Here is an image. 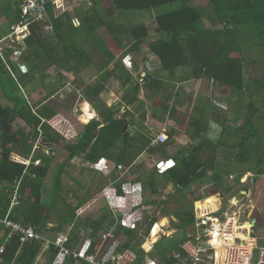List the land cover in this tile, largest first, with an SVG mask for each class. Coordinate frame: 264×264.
<instances>
[{"label": "trees", "instance_id": "trees-1", "mask_svg": "<svg viewBox=\"0 0 264 264\" xmlns=\"http://www.w3.org/2000/svg\"><path fill=\"white\" fill-rule=\"evenodd\" d=\"M18 1H16L18 9L16 19L19 23L23 19V10ZM195 1L111 0L113 7H110V14L115 10H119V15L129 12H153L156 14L155 26L157 25V28L148 25L147 22L134 25L113 22L100 31L97 27L92 29H87L85 25V29L77 27L71 14H57L55 12L56 3L53 0L48 1L46 25H51L53 31L46 32L45 24H37L30 28V34L24 43L25 50L22 49L19 58L20 64L24 65L26 71L22 74L18 70L16 61H11L12 50H5L4 55H0L1 92L5 99L13 105L12 108L3 107L0 103V154L2 155L0 161V220L6 217L10 197L21 180L22 196L26 197L30 191L31 197L23 199L22 203L12 212L11 218L21 221L25 226L37 228L45 239L52 241L59 233L70 227L72 228L71 246L73 249L80 240L83 241L84 236L94 239L97 245L100 241V234L116 226L117 236L123 241L124 248L138 252L139 262L142 264L146 255L142 248L145 239L143 240L136 230L125 227L122 214L116 216L114 206L117 207V205L105 206L101 216H97L93 213L94 209H90L85 215L78 217L77 211L88 205L86 201H82L75 208L68 205L64 197L63 176L69 175L66 166L77 158H83L95 166L100 161H111L113 164L107 162V169L101 171L108 174L109 183L114 187L119 176L128 174V168H133L148 148L157 154L164 152L165 147L153 148L146 133L141 134L139 131L132 134L128 120L130 113L121 115L122 104L105 110L103 121L93 120L80 130V137L75 144L61 143L60 137L42 123L44 119L56 115L54 109L45 105L48 97H51V94H44L46 93L44 84L48 79L46 71L53 67L60 69L58 71L63 74L64 70L80 72L93 63L97 68H103V63L99 65L94 62V56H91L88 51V49L91 50L92 43L98 46V50L103 51L106 63L111 65L115 61L113 59L115 49L117 51L122 49V40L125 38L131 45L123 56L141 51L142 47H148L141 66L148 73L142 76L139 72V78L143 83L138 82L134 79V75L138 76V74L128 71L121 60H116V65L110 69V72L122 83V86L130 88L127 96L123 97V101L129 106L140 103L142 88H146L154 95H166L169 103H174V105L171 107L166 104L155 106L157 114H154V119H157L160 113L169 112L173 123L178 126L176 128L181 131L182 128L187 129L195 143L188 151L178 152L172 158L173 166L167 172L161 173L158 168L153 169L146 173L141 181L147 185L149 182L162 179L165 184L169 182L174 184L176 195L182 194L184 190L189 192V197H178L184 207H181L179 224L176 227L185 232L193 228L196 222L193 207L198 196H195L194 188L198 184L211 183V179L216 178V173L229 176L231 170L226 165L215 162L213 158L214 152L219 147L229 144L222 140L215 144L206 138L209 122L215 118L210 101L203 99L205 96H201V99L198 97L193 113L187 118V114H184L186 106L183 100H180L181 96L178 91L175 90L176 85L179 82L191 80L204 81L208 87L216 85L219 94L216 96L217 103L214 107L218 108L226 104L223 101V97H226L228 105L234 111V117L231 120L228 117L224 118L233 124L242 121V112L247 109H250L253 118L255 112L251 111L256 110L254 109L255 103L264 105V68L261 67L259 71H254L251 74V76L254 75L253 78L247 74L246 70V64L251 66L253 63V60L252 62L248 60V55L252 51L259 49L264 54V0H206L205 4L200 5L195 4ZM81 7L78 6L76 10ZM81 18L86 19L84 23L87 26L90 25L91 18L87 13L81 14ZM208 23L210 27L207 26ZM102 33L111 38L108 41L103 40ZM150 38L152 42L148 44ZM54 41L55 44L52 45ZM149 56L157 59L160 68L157 69L158 66H156L153 71H149L144 66L146 62H149ZM138 64V61H134L135 68ZM165 72L168 73V80L163 76ZM12 73L19 77H14ZM43 89H45L43 93L45 99L33 104V95L35 94L37 100V96L41 95L39 92ZM101 93L102 86L100 85L87 87V97L88 95L97 96L98 99ZM99 104L103 105L101 102ZM191 105L192 103H189L187 108L189 109ZM180 109L182 112L179 111ZM220 118L223 117L220 116ZM18 119L22 120L23 127L17 126ZM247 121L250 123L249 120ZM238 132L240 133V129ZM40 138H43V143L49 141L47 139L49 138L59 140L60 144L57 147L67 146L52 182L53 190L48 187V182L52 181L48 178V173L56 149L51 151L52 156L37 153L35 158H40L43 162V165L38 167L32 166L26 169L25 166L10 160L12 152L29 156L34 148L33 144ZM255 147L259 153L255 149L258 156L252 172L257 179L264 174V143L259 147L256 144ZM208 148L215 150L211 157L206 159ZM219 175L218 178H220ZM215 188L219 189V187ZM116 190L119 195H124L121 183L118 187L116 185ZM243 190L246 191V189ZM151 203L154 205L157 202L150 200V206ZM55 215L59 219V224L54 228L47 227L49 220L54 219ZM157 220L154 217L150 222L148 235ZM1 233L3 235L0 236V248L5 245L6 250L0 255L2 259L0 264H35L37 262L42 252V242L33 240L21 244L18 236L8 238L9 231L5 230L4 224L0 221V235ZM139 238L141 242L135 244V240ZM180 244L179 241L169 244L163 242L157 248L159 259L158 257L156 259L161 264H178L173 253L179 250ZM56 254L55 246H49L44 253V258L47 259L46 264H52ZM155 256L153 252L151 257L155 258Z\"/></svg>", "mask_w": 264, "mask_h": 264}, {"label": "rangeland", "instance_id": "rangeland-1", "mask_svg": "<svg viewBox=\"0 0 264 264\" xmlns=\"http://www.w3.org/2000/svg\"><path fill=\"white\" fill-rule=\"evenodd\" d=\"M65 1H66L67 6H73L74 4L76 5L78 1L84 3L85 9H86L84 10V12H88L87 14L91 18V20H89L90 25L86 26L87 29H92L93 27L94 28L95 27L104 28L106 25L113 23V21L115 20H118L119 19L118 16H120V18L125 19L124 21V23H126L125 25L127 24L134 25L136 23H146V22L150 26H155L156 24L155 22L156 14H154L153 12L151 13L150 12L148 13L129 12L127 14L119 15V10H115V12L110 14V7L111 6L113 7V3L111 2V0H107V1L106 0H98V1L65 0ZM205 3H206V0H196L195 1V4L197 5L205 4ZM207 26L210 27L211 25L208 23ZM102 28L100 30H102ZM155 28H157V25L155 26ZM101 38L105 41H108L111 38V36H108L107 34L102 33ZM153 39L155 40L156 38L154 37ZM150 42H152V38L148 40V44ZM130 45H131L130 42H128V40L124 38V40H122V45H121L123 47H121L122 49L121 50L119 49L117 52L120 54L125 49L128 50L130 48ZM146 48L148 47L147 46L142 47L141 51H136V52L131 53L134 58V61H138L139 63L138 65H136V72H135L136 74L140 72L141 66L144 63V60H145L144 56H145V53H147ZM98 49H99L98 46L92 43L91 50L88 49V51L90 52L91 56H94V61L100 64L103 62L105 55L103 54V51L98 50ZM148 59H150L149 62H146L144 65L146 68H154L156 66H158L157 69L160 68V63H158L157 59L151 56H149ZM248 60L249 62H252L253 60V63L251 66L246 64L247 65L246 70L248 72L247 74L251 78H253L254 75L251 76V74L254 71L256 70L259 71L261 67L264 68V54L259 49L254 50L248 55ZM115 65H116V60L113 61V63H111V65L108 67L109 71ZM93 72H96V71H93ZM93 72L92 71L85 72L86 75H84V79L86 81V84L95 83L97 81L98 75L95 76ZM163 76H165V78L168 80V73H164ZM79 78L80 77L73 78V82L71 79H69L68 81L69 85L71 87H74L73 84L75 85V83L76 85H81V86L82 84H84L82 86L83 88L82 90H83V93L85 92L86 94L85 93L84 94L87 95V87L85 86V82L84 81H83L84 83L79 82L80 81ZM134 79L138 80V82L140 81L143 83L141 78H135L134 76ZM102 82H104L103 87L109 88L110 90L106 92L104 95V99L107 100V104L111 106L119 104L120 100L123 99L128 89L123 88L119 82L114 80V76L111 74L108 75L105 73L104 75H102ZM176 86L177 87L175 88V90L176 92L178 91L179 95L181 96L180 100L181 101L183 100V103L186 106L184 108V114H187L186 115L187 118H189L191 114L193 113V110H194L193 107L197 103L198 97L199 99H201V96H205L203 97V99H208V101H210V104L213 106L212 114L213 115L215 114L216 123L218 124L222 123L220 116L228 117L230 118L229 120H231L234 117L233 116L234 111H232L231 109H229V112L222 111L223 112L222 113L221 111L218 110L219 108L214 107V104L217 103L216 96L219 94V89L217 88L216 85H212V86L210 85L208 87L204 81L197 82L196 80H191L187 82H179ZM205 87L208 90H205L206 89ZM70 90L72 89L69 88L68 91ZM0 99L3 100L4 104H8V105L10 104L9 102L5 100V97L2 95L1 88H0ZM43 100H44V96L43 94H41V95H38L37 100H33L32 103L36 104L37 102L39 101L42 102ZM88 100H91L94 104H96L94 108L97 107V100H98L97 96L88 95ZM223 101L224 103L228 102V100L226 101V97H223ZM140 102L141 104L138 103L136 104V106H138V108H141L143 110L142 116H145L147 113H149V116L151 117L150 120L153 118L155 113L157 114L155 110V106H161L162 104L163 105L166 104L171 107L174 105V103L172 104L169 103L170 101L167 100L166 95L159 94L157 95V99H156V94L155 95L151 94L149 90H147L146 88H142L140 91ZM189 103H192V105L188 109L187 107ZM262 104L263 103H255L257 107L254 106V109L256 110L251 111L252 113L255 112L254 113L255 116L253 118L250 113V109L243 111L242 121H240V123H237L234 127L230 125L231 121L229 122L228 120H226L228 121L227 123L228 125L227 124L223 125V127L228 126V131L226 135H221V137L223 139L224 138L227 139L229 137L226 140V142L229 145L219 147L214 152V154H213V151L215 149L208 148L206 159L210 158L212 154L215 155L213 157L214 161L215 162L217 161V163L226 165L227 168L233 172V174H231L228 177L227 175H223V174L219 175L216 173V178L214 179L212 178L211 183L206 182L205 185L204 184L196 185V187L194 188V191L196 192L195 196H197L198 194H202L203 197H206L209 194L215 193L214 195H216L217 193L220 192L217 195L224 196V194H226L229 198H231L229 196V193L235 192L233 193L235 198H244V199L248 198V200H250L248 201V204L250 202H254L255 205L249 204L247 207L254 206L256 208L257 213L261 212L262 215H264V174L261 175L257 179L254 174H252V176H250L249 178H248V174L247 176L244 175L247 172V170H251L253 167H255L256 160L253 159L249 163L244 162V160L248 158L249 154L241 146L242 144L244 145V144H249V143H253V144L255 143V145L257 144V146L259 147L260 144L262 145L264 143V105ZM136 106H133V107L136 108ZM170 107L169 109L171 110ZM98 109L102 113L106 110L105 107H98ZM179 111L182 112V109H180ZM224 113H227V114H224ZM165 114L163 113L158 114L160 121L164 119L169 120L167 114L166 115ZM179 119L181 120V118ZM247 120H249L250 123ZM135 122L140 124L141 126L142 125H145L146 127L152 126L151 128L153 132L156 134V136L160 134L161 129H159V127L154 126L152 124V122H155V121L149 122V124L147 125V122L145 123V121L141 120L140 117L139 118L136 117ZM22 124L23 122L17 123V126L23 127ZM173 127L174 128L176 127L175 124H173ZM232 128H233V131L231 130ZM182 129L184 130L185 128H182ZM238 129H240V133L238 132ZM237 133H239L240 135ZM179 134L180 136L182 135L181 130ZM247 139H250V140H247ZM170 145H172V147L175 148L173 150H176V151L177 149L181 147V145L174 139H172V141L170 142ZM66 147L67 146L64 145V146L58 147V149L54 151V155H53L54 159L52 162L51 169H49V173H48V178L52 180L51 182H49L51 183L52 190H53L52 182L54 180L57 170L60 167L62 156L64 152L66 151ZM255 149L257 151V147H255ZM176 153L177 152L174 151V153L172 154L175 155ZM163 155H167V156H161V158L168 157V153L164 152ZM240 158H244V160L242 162L238 161ZM141 162L142 163L135 164V167H133L131 171L128 170V174L120 175L117 181L115 182L117 185L121 183V187L124 192V195H119L117 193L116 185H114V187H110L107 190V194L108 196H110V198H116V195H117V196H121V198L127 201L128 199L131 200L130 203L132 204H128V203L126 204L123 201H120L119 203L116 204L118 208L114 206L116 210V216H118L120 213L122 214L125 227L136 230V232L139 233L140 237L143 240L145 239V242L143 243V245L148 243L151 239V236H150L151 234L149 235L147 234L151 220L155 217L158 219L157 221L160 222L162 217L167 218L168 221L166 224V229L168 230L166 231V233L162 235H160V233L158 234V238H156L155 249L153 251L156 255L155 258L156 257L159 258L158 253H157L158 252L157 248L160 245H162L163 242L166 244L177 242L179 240V237H181L180 233L178 234L173 233V229H174L173 225L175 226V223L178 222L179 215H180L179 212L182 211L181 207H184V204L180 202L179 199L178 200L176 199L181 196L189 197L190 194H188L186 191V193H183V194L179 193V195H174V197H169L165 200L164 197L166 196L167 193L164 190H167V185L163 182L162 179H158L157 181L160 183V185H162L163 188L162 189L160 188L161 192H157V194L155 195L154 185H152L151 182L145 185L141 181V179L145 177L146 173L150 172L152 169L158 168L159 161L157 162L156 158L149 156L148 158L142 160ZM165 166L166 164L163 165V169L165 168ZM101 170L102 169H100V167H98L97 165L95 166L94 164L90 162H87L83 158H77L66 166V171L68 172L69 175L63 176L64 188H65L64 197L66 198L71 208L77 207L78 204L82 200H86V202H88L86 205L91 206V209H94L93 213L97 214V216H101L103 214V210L105 209L104 208L105 201L106 200L108 201V205L112 204L109 202V200L106 197H104V194L101 195V192H100V189L104 187V185H106L107 182H109L108 177L105 176V174L103 173L104 171H101ZM218 175L220 178H218ZM134 183H142L144 187L136 189ZM242 183H245V184L242 185ZM215 187H219L218 189L219 191L217 193L216 191L213 190ZM229 187H232V188L228 190ZM111 188L114 189L113 195L111 193L112 192ZM243 189H246L247 191L245 195H242L241 193L242 191H244ZM150 200H155V202L157 203L154 205H152L151 203V206H150L149 205ZM149 207L153 211V216L149 214V211H150ZM258 208L260 209L262 208V209L259 210ZM167 214H173L174 216H176L177 220L175 219L173 220V218L170 215L167 216ZM247 214H248L249 219L250 218L253 219L250 209H249V213ZM54 219H57L56 215L54 216ZM262 220L264 221L263 218ZM158 225L160 229L164 228V222H160ZM170 235H172V237H168ZM140 242H141V239L139 238V239H136L134 243L139 244ZM153 252H152V255H153Z\"/></svg>", "mask_w": 264, "mask_h": 264}, {"label": "built area", "instance_id": "built-area-1", "mask_svg": "<svg viewBox=\"0 0 264 264\" xmlns=\"http://www.w3.org/2000/svg\"><path fill=\"white\" fill-rule=\"evenodd\" d=\"M23 10L22 21L18 24L11 35L0 41V55H4L5 50H12L13 55L11 61H16L18 70L23 74L26 71L24 65H21L19 58L22 53V48L18 42L20 37L24 39L30 34V28L34 25L45 24L44 30L52 32L51 25H46L48 18V1L51 0H20ZM83 1V0H82ZM9 40L8 42H4ZM124 67L131 72H136L133 57L128 54L122 59ZM153 71L154 68H147ZM142 76H146L148 72L144 68L140 69ZM139 77V73H138ZM45 124L49 129L55 132L63 144H75L80 137V130L73 120L62 113L54 115L51 118L44 119ZM214 126V127H213ZM215 128L217 125H211ZM211 130L216 134V131ZM43 135V131H41ZM169 128L160 130L155 143L163 145L168 142ZM42 137V136H41ZM43 138L37 140L29 156H25L18 152H12L10 160L16 164L25 166L26 169L32 166H42L43 162L40 158H35L37 153L52 156L51 151L56 148L52 142H44V152L40 150ZM2 155L0 154V161ZM163 164L159 165L160 171L163 170ZM21 181V180H20ZM17 183V188L10 197V206L6 217L0 220L5 230L9 231L8 238L18 236L21 244L29 241L42 242V252L38 258L49 249V246L54 245L57 249V254L52 264H141L139 262L138 252L129 248H124L123 241L117 236L116 226L106 229L99 236V243L96 245L94 239L84 236L80 245L74 249L71 246V231L68 228L66 231L57 235L54 241L45 239L42 234L33 226H25L21 221L11 218L12 212L22 203L23 196L21 194V182ZM112 203V202H110ZM229 208L221 217L218 211L211 209L195 208L194 228L187 232V237L183 242L181 249L176 252L175 258L183 264H264V227L259 226L256 220L249 221L248 216L242 209L234 210L237 205L229 202ZM110 207L113 204H109ZM197 205V202H196ZM91 206H83L77 211V216L85 215ZM149 214L153 216V211L149 207ZM152 221V220H151ZM157 226V224H156ZM162 232L164 230L162 229ZM161 235V234H160ZM159 235V236H160ZM146 250V256L142 260V264H161V262L151 257L154 249ZM6 246L0 248V255L4 254ZM2 259L0 258V263ZM37 264V263H35Z\"/></svg>", "mask_w": 264, "mask_h": 264}, {"label": "crops", "instance_id": "crops-1", "mask_svg": "<svg viewBox=\"0 0 264 264\" xmlns=\"http://www.w3.org/2000/svg\"><path fill=\"white\" fill-rule=\"evenodd\" d=\"M16 1H18V0H0V41H3L4 39L8 38L11 35V33L13 32L14 28L20 23V22L18 23L17 22V19H16V14H17V10H18L17 7H16ZM53 1L56 3L55 12L57 14H59V15H61L63 13H69V14H71V17L74 20V24L77 27H81V28H84L85 29V27L87 26V24L84 23L86 19L81 18V14L88 13V12H84V10H86L85 9V6H84V3L78 1L76 3V5L74 4L73 6H67L65 0H53ZM18 2L21 3L20 0ZM81 4H82V7H81ZM78 6L81 7V9L76 10V8ZM124 21H125V19L119 17V19L117 21H113V22L114 23H119V24H121V23L122 24H126V23H124ZM84 25H85V27H84ZM101 28H97V30H100ZM23 36L24 35H22L20 37V40H19L18 44H19V46L22 49L25 50L24 43H25L26 38L28 36L26 35V37L24 39H22ZM8 41L9 40H6L4 42H8ZM51 44L54 45L55 44V41L53 43H51ZM115 51L116 52H115V55H114L113 59L114 60H121L122 61L123 57L125 56V55L123 56V54L126 51V49L124 51H122L123 53L121 52L120 54L117 53V49H115ZM129 54L132 55L131 53H129ZM94 62H96V61H94ZM102 63H103L102 66H104L103 68H97L96 66L93 65L94 64L93 63L91 66H89V67L81 70L80 72H73V71H70V70H64V71H62V72H64V74L61 73V72H59L58 70H60V69H58V68H53V67L49 68L46 71V75L48 76V79L46 80V83L44 84V86L46 87V93H44L45 92L44 91L45 89H43L41 92H39V94H43V93L44 94H47V95L48 94H51V97H48V101L45 102V105H47V106L51 107L52 109H54L56 111V115L59 114V113H62L64 115H66V116H69L73 120V122L75 123V125L79 129H81V130L85 126H87L90 122H92L93 120L103 121V113L104 112L102 113L101 111H99L98 107H105V109L107 111L110 108H112L113 106L108 105L107 104V100L104 99L105 93L108 92V91H110V90H109V88H104L103 87L104 86V84H103L104 82H102V75H104L105 73L108 74V75L111 74V72L108 69V67L110 65L107 64L108 62L106 63L105 58H104V60H103ZM102 63H100V64H102ZM86 71H92V72L93 71H96V72H93L95 74V76L98 75L97 81L95 83H87L86 84V81L84 79V75H86L85 74ZM13 76L14 77H19V75H15V74H13ZM75 77H80L79 78V80H80L79 82H83L84 81L86 87H97L98 85L102 86V93L98 97L97 107L96 108H94L96 104H94L91 100H88L87 95H85L83 93L82 86L84 84H82V86H81V85H76V83H75V85L73 84L74 87H71L69 85V82H68L69 79H71L72 82H73V78H75ZM135 78H139V77L138 76H135ZM114 80H116L117 82H119L121 84V86H122V83L118 79H116L114 77ZM122 87L128 89L127 90V93L124 95V96H127L128 91H129V86H127V87L122 86ZM69 88L72 89V90L68 91ZM44 94H43V96H44ZM122 97H123V95H122ZM122 97H121V99H122ZM44 99H45V97H44ZM156 99H157V95H156ZM32 100H36L35 99V94L33 95ZM99 102H101L103 105H100ZM0 103L2 104L3 107H10V108H12V104L11 103L9 105L8 104H4L3 103V100H1V99H0ZM120 104H122V106H123V110H122L121 115L122 114H125V113H130V117L128 119L129 122H130V126H129L130 127L129 128L130 129V132L132 134H135L136 132H139V131L141 132V134L142 133H146V136L148 137L147 139L151 141L153 148L165 147L164 148V152L165 153H168V157L161 158V156H167V155H163L164 152H160V153L155 154V153H153L151 151L150 148H148L141 155L138 163H140V161L142 159H146L149 156L154 157V158H156L157 162L159 161L162 164H166L165 168L162 170V172H164V171H166L167 169H169V168H171L173 166V163H172V160L171 159L178 152H181L183 150L184 151H188L190 148H192V146L195 145L194 140L191 138V134L189 133V131L187 129L182 130V135L180 136V134H179L180 130L176 128L178 126L175 125L176 127L175 128L173 127V124L174 123H173L172 119L170 118L169 112L167 113V116H168L169 120H165L164 119V120H161L160 121L159 117L157 119H154V117H153L150 120L151 117L149 116V113H147L145 115L146 117L145 116H142L143 115V110L141 108H138V106L135 105L136 108H138V109H136L135 107H133L131 105L129 106V105H127L123 101V99L120 100V103L119 104H116V105H120ZM140 104H141V102H140ZM167 106H169V105H167ZM86 107L89 109V112H86L85 111V108ZM133 108H134V110H133ZM218 108H219L218 110L221 111V112L222 111L223 112H229V109H231L230 108V105H227V103L224 104L222 107H218ZM169 111H170V109H169ZM172 112H173V110H172ZM224 114H227V113H224ZM136 117H138V118L140 117L141 120H144V117H145V120H144L145 123L147 121H148V123L151 122V121H155L152 124L154 126H157L159 128H162V129H164V128H169L170 129L171 128V134H169V141H168V143L165 144V145H163V146L155 144V140H156V137L157 136L153 132V130L151 128L152 126H147V127L145 125H142L141 126L140 124H138V123L135 122ZM221 117H223V118H221V122L224 125H226V120L227 119L224 118V116H221ZM133 119H134V121H133ZM228 119H230V118H228ZM17 122L18 123H21L22 120L18 119ZM210 122L211 123H215V118L211 119ZM222 123H220V124L217 123V124L218 125H223ZM230 125H232L234 127L236 124L230 123ZM226 127L227 128L224 129L223 132L227 134L228 126H226ZM175 130L177 131V133L175 132ZM231 130L233 131V128ZM226 134H224V135H226ZM47 139L49 141H52L56 145V147L61 142V138H59L60 142H59V140L57 141V140H54V139H49V138H47ZM172 139H174L175 141H177L181 145V147L179 149H177V151L176 150H173L175 148L172 147V145H170V142L172 141ZM227 139L226 138L223 139L222 137L219 138V140L220 141L222 140V142L223 141L226 142ZM247 140H250V139H247ZM35 145H36V143H35ZM35 145H34V147H35ZM40 145H41L40 150L42 152H44V143L41 142ZM241 146H242V148L245 149L246 152H248L249 155H248V158L246 160H244V158H240L238 161H241L242 162L244 160V162L249 163L253 159L256 160L259 152L257 153L255 151V143L254 144L253 143H249V144H244V145L242 144ZM57 149H58V147H57ZM174 151L177 152L175 155L172 154V153H174ZM38 154H41V153H38ZM107 162H110L111 164H113L111 161H100L97 164V166L100 167V169L105 170L106 165H107ZM169 162H171V163H169ZM138 163H136V164H138ZM132 169L133 168H128L129 171H131ZM154 169H157V168H154ZM252 171H254V167L251 170H247V172L244 175L247 176V174H248V178H249L250 176H252V174H254ZM159 172H160V170H159ZM103 173L105 174V176L108 177V174H106L105 172H103ZM231 174H233L232 171L229 174V176ZM133 182H135V181H133ZM108 183L109 182H107V184L104 185V187H102L100 189L101 195L104 194V197H106L109 200V202H112L113 205H116L120 201H123L126 204L127 203L128 204H132V203H130V201H131L130 199H128V201H127V200L121 198V196H117L116 195V198H110V196H108V194H107V190L110 187H112V185H110V183L109 184ZM48 184H49L48 187H51V183L48 182ZM151 184L154 185V188H155L154 189V191H155L154 194L155 195L157 194V192H161L160 191V188L162 189L163 187H162V185H160V183L157 180L154 181V182H151ZM244 184L245 183H242V185H244ZM115 185H117V184H115ZM134 185H135V188L136 189H139V188H143L144 187V185L142 183H134ZM166 185H167V190H164L167 193L166 196L164 197L165 200L167 198H169V197H174V195H176V193H177L176 190H175V188H174V184L172 182H169ZM117 187H118V185H117ZM212 187H213V185H212ZM230 188H232V187H230ZM111 190H112L111 193L113 195L114 194V189L111 188ZM213 190L216 191V193L218 192V190H216L215 188ZM185 191L186 190H184L182 192V194L183 193H186ZM29 192L26 194V197L25 198H27V197L30 198L31 197V192L30 193ZM187 193L189 194V192H187ZM219 193H217V194H219ZM233 193H235V192H233ZM233 193H231V192L229 193V196L231 198H229L226 194H224V196H219L217 194L214 195L215 193H212V194H209L206 197H203L202 194H198L199 197L197 196V200H195V201H197V209L200 208V205H202L203 201L206 200L208 197H210V196H216L217 199H218V201L216 203L217 206H216V209L215 210H217L218 213H219V215L221 217H223V213L226 212L228 210V208L230 207L228 202L230 200H233V203L232 204L237 205V208H234V210H237L238 211L239 209H242V211L246 214V216H248L247 213H249V209H250L251 210V214L253 216V219L254 220H257L256 221L257 225L264 227V221L262 220V218L264 219V215H262L261 212L260 213H257L256 212V208L254 206L247 207L249 204L255 205V203L254 202H250L248 204V201H250V200H248V198H246V199H244V198H235ZM241 193H242V195H245L247 193V191L244 190ZM232 197H234V198H232ZM120 199H122V200H120ZM178 199L179 198H177L176 200H178ZM169 200H171V199H169ZM82 201H86V200H82ZM106 201H105V206L108 205V201L107 202ZM87 203L88 202H86V204ZM258 209L261 210L262 208L261 209L258 208ZM103 212H104V210H103ZM168 215H170L173 218V220L174 219L177 220L176 219V216H174L173 214H167V216ZM166 220H167V218L164 217L160 222H163V221H166ZM251 220L252 219L250 218L249 221H251ZM58 224H59V219H51V220H49V222L47 224V227L54 228ZM178 224H179V220H178L177 223H175V226H178ZM175 226L173 225V227H174L173 233H177V234L180 233L181 234L180 235L181 237H179V240H178L179 242H181L180 247H179V250H180L183 242L185 241V239L187 237V232L192 231V229H190L187 232H185L182 229H180L178 227H175ZM162 229H160L159 228V225H158L156 227L157 232L154 233V236L152 237V240L150 239V241L145 244V246L149 250L152 249V247H154V249H155L156 238H158V233H160V234L162 233ZM164 230L165 231L168 230V229H166V226L164 227ZM2 235H3V233H1L0 236H2ZM168 237H172V236H168ZM80 243H81V240H80V242L78 244H76V246L80 245ZM142 248H143V246H142ZM154 249H153V251H154ZM173 254H174L173 255L174 256V259L177 260L175 258L176 253H173ZM46 260L47 259L44 258V255H42L41 259L39 261L37 259V262L36 263L37 264H46ZM178 264H183V263H181L178 260Z\"/></svg>", "mask_w": 264, "mask_h": 264}, {"label": "clouds", "instance_id": "clouds-1", "mask_svg": "<svg viewBox=\"0 0 264 264\" xmlns=\"http://www.w3.org/2000/svg\"><path fill=\"white\" fill-rule=\"evenodd\" d=\"M20 24V23H19ZM122 64H123V62H122ZM124 66V65H123ZM210 123V126H209V129H208V131H207V135H206V137H207V139H208V141H210V142H212V143H218V142H220V140H219V138L221 137V135H222V133H223V131H224V129H226V127H223V125H218L216 122L215 123H211V122H209ZM217 125V127H216V129L215 128H213V127H211V125ZM159 129H161L162 130V128H159ZM215 129V131H216V134H214V133H212L211 132V130H214ZM55 133V132H54ZM171 133V130L169 129V132H168V137H169V134ZM158 136V135H157ZM156 139H157V137H156ZM168 141H169V139H168ZM168 143V142H167ZM166 143V144H167ZM156 144V143H155ZM158 145V144H157ZM163 145H165V144H163ZM172 160V159H171ZM172 163H173V161H172ZM160 164H162V163H160L159 162V164H158V168H159V165ZM164 165V164H163ZM163 169V168H162ZM160 170V169H159ZM168 170V169H167ZM167 170H166V172H167ZM160 172H162V170L160 171ZM165 172V171H164ZM23 199H25V196H23ZM196 202L197 201H194V213H195V208H196ZM257 221V220H256ZM159 223V221H157L156 223H154V225L152 226V229H151V232H150V236H151V238H152V234H153V230L155 229V227H156V224H158ZM194 228V227H193ZM163 230H164V228H163ZM164 233H166V231L164 230V232H162L161 233V235L162 234H164ZM170 236H172V235H170ZM144 246L145 245H143V249H144ZM145 250V249H144ZM145 252H146V250H145ZM153 252V251H152ZM147 253V252H146ZM146 256V255H145Z\"/></svg>", "mask_w": 264, "mask_h": 264}, {"label": "bare ground", "instance_id": "bare-ground-1", "mask_svg": "<svg viewBox=\"0 0 264 264\" xmlns=\"http://www.w3.org/2000/svg\"><path fill=\"white\" fill-rule=\"evenodd\" d=\"M86 112H89V109L86 108L85 109ZM218 199L216 196H211V197H208L206 200L203 201L202 205H200V208L199 209H211V210H215L216 209V203H217ZM163 219V218H162ZM161 219V220H162ZM164 222V227L166 226L167 224V220L166 221H163ZM159 224V223H158ZM157 224V225H158ZM157 227V226H156ZM156 227L155 229L153 230V234H152V237L154 236V233L156 232ZM152 240V238H151Z\"/></svg>", "mask_w": 264, "mask_h": 264}, {"label": "snow or ice", "instance_id": "snow-or-ice-1", "mask_svg": "<svg viewBox=\"0 0 264 264\" xmlns=\"http://www.w3.org/2000/svg\"><path fill=\"white\" fill-rule=\"evenodd\" d=\"M103 163V162H102ZM169 163H171V162H169Z\"/></svg>", "mask_w": 264, "mask_h": 264}]
</instances>
